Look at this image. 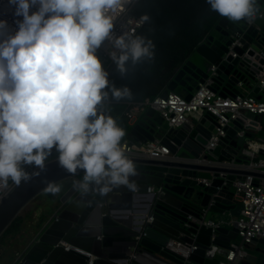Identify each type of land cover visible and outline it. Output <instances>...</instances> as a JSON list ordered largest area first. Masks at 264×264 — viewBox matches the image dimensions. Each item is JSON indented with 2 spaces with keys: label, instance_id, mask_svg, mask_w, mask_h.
<instances>
[{
  "label": "water",
  "instance_id": "95a60500",
  "mask_svg": "<svg viewBox=\"0 0 264 264\" xmlns=\"http://www.w3.org/2000/svg\"><path fill=\"white\" fill-rule=\"evenodd\" d=\"M255 7L251 20L221 17L193 53L174 68L162 97L176 93L190 101L209 78L210 88L223 97L241 93V82L259 94L255 85L264 65V0H257ZM217 127L216 117L206 112L179 128H169L156 110L149 109L130 126L128 142H121L137 167V175L130 177L135 189L121 186L104 197L85 196L71 182L61 196V208L14 264H219L238 240L239 225L207 223L241 214L243 204L232 188L235 175L264 178V174L223 164L237 157L244 144L233 128L212 155L206 153ZM156 141L171 154L155 158L139 153ZM81 175L80 171L67 173L56 157L46 161L39 175L13 185L0 198V238L44 193L48 181L61 184L80 180ZM246 247L256 252L248 253L246 264H264V238H253ZM187 249L188 255L183 256Z\"/></svg>",
  "mask_w": 264,
  "mask_h": 264
},
{
  "label": "clouds",
  "instance_id": "9594fccd",
  "mask_svg": "<svg viewBox=\"0 0 264 264\" xmlns=\"http://www.w3.org/2000/svg\"><path fill=\"white\" fill-rule=\"evenodd\" d=\"M130 0H7L14 27L0 18V190L19 186L45 169L55 152L81 195L107 196L121 186L134 190L137 167L121 143L125 130L105 102L132 98L127 86L109 80L98 50L107 41L124 76L155 57L152 39L117 34L116 21ZM231 21L251 20L257 0H206ZM150 18L147 14L140 22ZM27 166L34 171L29 173ZM61 185L48 181L45 194Z\"/></svg>",
  "mask_w": 264,
  "mask_h": 264
},
{
  "label": "built area",
  "instance_id": "2783aa9c",
  "mask_svg": "<svg viewBox=\"0 0 264 264\" xmlns=\"http://www.w3.org/2000/svg\"><path fill=\"white\" fill-rule=\"evenodd\" d=\"M138 2L139 0H130L119 15L114 29L117 34L122 31L138 34L144 27L145 22L141 23L140 16L134 13ZM0 18L7 19L8 23L14 27L15 18L7 0H0ZM112 50L107 41L98 50L107 71L113 65L109 55ZM256 77L255 87H260L259 94L243 91L246 86L241 82L238 85L241 93L236 96L223 97L210 88L213 80L209 78L205 83L200 84L190 101L179 94L170 93L167 97H162L160 94L155 97H147L144 100L121 102L123 109L116 120L118 123L125 120L131 126L141 120L149 109H154L161 115L169 128H179L190 122L193 116L202 117L204 113L209 112L216 117L218 127L205 146L206 153L212 155V151L219 146V143L228 138L229 128H233L236 130V137L244 139V144L237 157L231 160L226 159L223 164L238 170H252L264 174V137L260 136V133L264 131V121L261 119L264 117V65ZM252 90L254 92V89ZM236 122L240 123L239 127L235 126ZM127 142L125 138L123 143ZM127 150L131 152L130 148ZM139 153L155 158L171 154L169 148L161 145L160 141L149 142ZM237 158L241 161H237ZM182 159L191 161L190 158ZM32 169L31 166L26 167L28 172ZM13 185L9 181L8 188L0 190V198ZM232 188L239 202L243 204L241 214L220 217L209 221L207 226L232 227L234 222H237L239 225L238 240L231 243L229 255L221 258L219 264H246L244 258L249 253L246 246L251 244L253 238H264V178L253 175L245 177L235 175ZM188 251L189 249L186 253L181 252V254L187 256ZM23 252L24 250L18 253L15 262Z\"/></svg>",
  "mask_w": 264,
  "mask_h": 264
},
{
  "label": "trees",
  "instance_id": "16d2710c",
  "mask_svg": "<svg viewBox=\"0 0 264 264\" xmlns=\"http://www.w3.org/2000/svg\"><path fill=\"white\" fill-rule=\"evenodd\" d=\"M134 13L140 17L147 14L150 18L138 34L152 39L155 57L130 66L124 76L114 63L108 70L111 82L117 87L127 85L133 94L131 99L105 102L106 110L115 119L123 109L121 102L139 101L162 94L174 68L193 53L222 17L210 9L206 0H139ZM118 124L127 134L130 124L125 120ZM56 157L54 155L50 159ZM16 220L6 232L17 226Z\"/></svg>",
  "mask_w": 264,
  "mask_h": 264
},
{
  "label": "rangeland",
  "instance_id": "374dc122",
  "mask_svg": "<svg viewBox=\"0 0 264 264\" xmlns=\"http://www.w3.org/2000/svg\"><path fill=\"white\" fill-rule=\"evenodd\" d=\"M261 119L264 121V117ZM165 126L168 127L166 123ZM262 134L264 131L260 133L261 136ZM54 155L57 154L53 152L50 157ZM50 157L48 160H51ZM82 176L78 178L82 179ZM73 181L61 183V192L56 195L44 192L21 212L16 220L17 226H13L0 238V264H14L18 253L33 243L48 220L61 208V196ZM248 251L250 254H256L255 248H249Z\"/></svg>",
  "mask_w": 264,
  "mask_h": 264
},
{
  "label": "crops",
  "instance_id": "0c3cea01",
  "mask_svg": "<svg viewBox=\"0 0 264 264\" xmlns=\"http://www.w3.org/2000/svg\"><path fill=\"white\" fill-rule=\"evenodd\" d=\"M245 91H246V92L254 93L253 90H252L251 88L247 87V86L245 87ZM136 123H137V122H136ZM132 124H133V123H132ZM260 136H261V135H260ZM262 137H264V134H262Z\"/></svg>",
  "mask_w": 264,
  "mask_h": 264
}]
</instances>
